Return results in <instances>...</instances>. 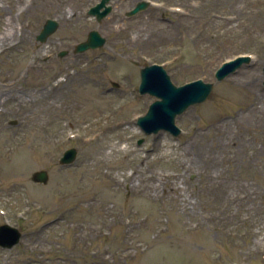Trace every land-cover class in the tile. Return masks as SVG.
<instances>
[{
    "label": "rangeland",
    "instance_id": "obj_1",
    "mask_svg": "<svg viewBox=\"0 0 264 264\" xmlns=\"http://www.w3.org/2000/svg\"><path fill=\"white\" fill-rule=\"evenodd\" d=\"M98 1L0 0V33L10 16L18 26L14 45L0 48V224L22 232L0 248V264H264L253 246L264 233V0H147L133 16L141 0H111L97 21L87 11ZM48 18L58 27L42 43L35 37ZM90 30L105 44L73 52ZM239 55L251 60L217 81V68ZM153 63L175 85L213 83L177 115L176 136L136 123L155 99L138 92L140 68ZM253 98L261 115L240 117ZM219 117L231 129L236 119L245 153L255 151L231 185L258 197L228 235L205 219L202 175L171 178L174 190L161 179L176 173L189 136ZM70 147L77 155L61 165ZM43 168L47 183L33 182Z\"/></svg>",
    "mask_w": 264,
    "mask_h": 264
},
{
    "label": "bare ground",
    "instance_id": "obj_2",
    "mask_svg": "<svg viewBox=\"0 0 264 264\" xmlns=\"http://www.w3.org/2000/svg\"><path fill=\"white\" fill-rule=\"evenodd\" d=\"M15 1L9 0V3L14 6ZM17 28V24L12 21V16L7 18L4 31L0 33L1 49L10 48L14 45L13 40L16 38ZM257 97L262 99V105H264V94L259 92ZM245 115L253 118H258L261 115V108L256 105L254 98L250 106L243 109L240 117ZM230 120L234 125V129H231V124L226 118L219 117L209 123L206 132L195 130L192 137L189 136L185 143L183 161H177L176 173H166L161 176L163 182L168 185L171 178H178L181 173L196 171L202 175L205 182L202 191L206 195L207 201L205 219L214 224V226H220V231L227 235L233 225L248 219L246 206L254 202L258 197L257 191L246 188L237 191L231 185V182L235 179L233 170L238 162H240V165H246L250 156H254L255 151L245 146L248 150L245 153V148L240 143L243 133L242 126L241 124H236V119ZM119 125L120 122H117L115 125L104 126L102 129ZM180 168L182 172L178 171ZM168 189L174 190L177 187L169 186ZM181 205L186 213V203L183 201ZM197 225L203 227L201 221H198ZM232 245H235V243L232 242ZM263 245L264 233L254 238L253 246L258 251L259 249H264ZM231 253L235 254L236 252L231 249ZM225 259L228 258L225 257Z\"/></svg>",
    "mask_w": 264,
    "mask_h": 264
},
{
    "label": "water",
    "instance_id": "obj_3",
    "mask_svg": "<svg viewBox=\"0 0 264 264\" xmlns=\"http://www.w3.org/2000/svg\"><path fill=\"white\" fill-rule=\"evenodd\" d=\"M110 0H100L88 10L89 15L95 16L97 21H101L111 10V5H107ZM149 1H139L129 11L127 16L137 14L147 8ZM58 22L55 19H46L40 32L36 35V40L45 42L47 38L57 29ZM105 44V37L101 36L97 30H91L87 34V39L75 46L74 52H84L90 48L101 47ZM68 53L66 50L59 52V56ZM250 61L249 56H239L222 63L214 73L217 81H220L233 73L242 63ZM264 74V67H263ZM113 85H117L113 83ZM264 85V79H263ZM213 83L196 79L191 82L176 86L170 79L168 73L162 65L151 64L140 69V83L138 91L140 94L148 93L156 99L152 101L143 115L137 117L136 123L146 133H158L160 130L170 132L176 136L180 133L176 125L177 115L183 113L190 105L204 101L210 94ZM77 154L73 147L66 149L59 158L62 165L71 164ZM30 179L37 183H47L49 174L46 169L34 171ZM22 236L21 231L8 223L0 224V247L11 249L16 245Z\"/></svg>",
    "mask_w": 264,
    "mask_h": 264
}]
</instances>
